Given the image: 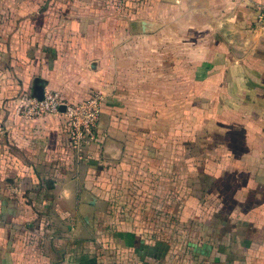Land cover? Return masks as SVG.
Segmentation results:
<instances>
[{
    "label": "crops",
    "instance_id": "obj_1",
    "mask_svg": "<svg viewBox=\"0 0 264 264\" xmlns=\"http://www.w3.org/2000/svg\"><path fill=\"white\" fill-rule=\"evenodd\" d=\"M262 5L0 0V264H264ZM47 91L103 97L84 154Z\"/></svg>",
    "mask_w": 264,
    "mask_h": 264
},
{
    "label": "built area",
    "instance_id": "obj_2",
    "mask_svg": "<svg viewBox=\"0 0 264 264\" xmlns=\"http://www.w3.org/2000/svg\"><path fill=\"white\" fill-rule=\"evenodd\" d=\"M254 25L256 29L264 31V5L258 8ZM102 104L103 97L97 94L78 103H66L58 93L47 91L42 99L33 97L25 104L23 117L34 119L44 115L62 113L70 147L82 155L98 141L97 128L102 113ZM62 107H65V110L61 112ZM4 134L5 129L0 122V139Z\"/></svg>",
    "mask_w": 264,
    "mask_h": 264
},
{
    "label": "water",
    "instance_id": "obj_3",
    "mask_svg": "<svg viewBox=\"0 0 264 264\" xmlns=\"http://www.w3.org/2000/svg\"><path fill=\"white\" fill-rule=\"evenodd\" d=\"M35 87H36V88H35V93H38V92L41 91V87L39 86L38 82L35 83ZM42 97H43V96L38 97V98H39V99H42ZM64 110H65V107H62V108H61V111H64Z\"/></svg>",
    "mask_w": 264,
    "mask_h": 264
}]
</instances>
